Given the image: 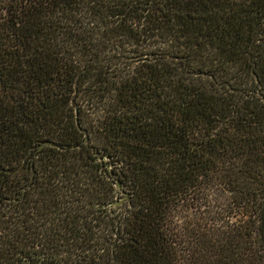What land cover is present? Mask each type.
<instances>
[{"label": "trees", "instance_id": "trees-1", "mask_svg": "<svg viewBox=\"0 0 264 264\" xmlns=\"http://www.w3.org/2000/svg\"><path fill=\"white\" fill-rule=\"evenodd\" d=\"M264 264V0H0V264Z\"/></svg>", "mask_w": 264, "mask_h": 264}, {"label": "flooded vegetation", "instance_id": "flooded-vegetation-1", "mask_svg": "<svg viewBox=\"0 0 264 264\" xmlns=\"http://www.w3.org/2000/svg\"><path fill=\"white\" fill-rule=\"evenodd\" d=\"M21 264H34V261L31 260L30 262L25 261L24 259L21 261Z\"/></svg>", "mask_w": 264, "mask_h": 264}]
</instances>
